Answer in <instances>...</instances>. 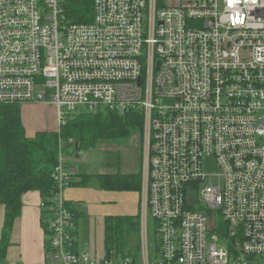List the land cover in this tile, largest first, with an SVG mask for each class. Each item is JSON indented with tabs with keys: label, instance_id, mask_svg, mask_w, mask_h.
<instances>
[{
	"label": "built area",
	"instance_id": "obj_1",
	"mask_svg": "<svg viewBox=\"0 0 264 264\" xmlns=\"http://www.w3.org/2000/svg\"><path fill=\"white\" fill-rule=\"evenodd\" d=\"M68 1L0 0V104H51L59 130L141 114L142 240L138 260L69 250L61 151L48 264H264V0H94L90 24Z\"/></svg>",
	"mask_w": 264,
	"mask_h": 264
},
{
	"label": "trees",
	"instance_id": "obj_2",
	"mask_svg": "<svg viewBox=\"0 0 264 264\" xmlns=\"http://www.w3.org/2000/svg\"><path fill=\"white\" fill-rule=\"evenodd\" d=\"M65 13L73 24H90L94 21V0H69ZM143 128V117L138 112L124 115L100 111L79 112L62 126L59 132H40L28 138L21 118L19 105L0 104V206L5 207L4 224L0 239V262H4L11 246L12 231L22 214L23 196L39 192L45 207L42 210V225L48 233L49 208L58 191L53 178L59 164L60 152L74 158L82 151L95 148L102 141L128 139ZM73 141L72 144L69 142ZM96 183L101 190L136 192L141 191L142 174H81L71 175L69 188H85ZM73 216L68 248L78 253L77 210L66 203ZM141 247L140 215L109 216L104 224V249L106 258L131 257L138 260Z\"/></svg>",
	"mask_w": 264,
	"mask_h": 264
},
{
	"label": "crops",
	"instance_id": "obj_3",
	"mask_svg": "<svg viewBox=\"0 0 264 264\" xmlns=\"http://www.w3.org/2000/svg\"><path fill=\"white\" fill-rule=\"evenodd\" d=\"M20 108L28 138H34L40 132H57L59 130L58 118L56 121L54 116H49L50 111L55 114L53 105L37 102L24 104ZM76 159H80V156L76 155ZM72 167L74 173L88 174V166L84 165L82 169ZM140 171L141 167L137 173ZM121 174L130 173L121 172ZM92 184L85 188H68L65 191V196L77 210V216H80L78 218V253L92 254L93 258L97 259L106 255L104 249L105 218L139 215L141 195L140 191H104L97 184ZM22 202V214L15 223L11 246L4 262L7 264L46 263L48 262L47 238L50 237V230L48 229V233H46L42 225L43 209L40 193L29 192L23 196ZM4 217L5 207L0 206V239Z\"/></svg>",
	"mask_w": 264,
	"mask_h": 264
},
{
	"label": "rangeland",
	"instance_id": "obj_4",
	"mask_svg": "<svg viewBox=\"0 0 264 264\" xmlns=\"http://www.w3.org/2000/svg\"><path fill=\"white\" fill-rule=\"evenodd\" d=\"M53 110L55 114L52 113V111H50L49 116L50 117L54 116L57 121L58 110L55 106H53ZM142 130L143 128L139 132L135 131L128 139L102 141L95 148H91L88 149V151H82L81 153L77 154L80 156V159H76V156H74V158H68L69 167L75 166L76 169H82L84 165L85 167L88 166L89 175L98 174V173L107 174L113 172L114 173L129 172L130 174L137 173L141 167L140 148H141ZM59 131L60 130H58L57 132ZM213 171H214L213 166L206 167L205 172L212 173ZM92 185H96V183L94 182ZM141 188H142V183H141ZM140 213L141 210L139 208V215ZM49 221L51 222L50 218ZM152 230H153V225L151 223V237L153 239ZM50 239L51 236L47 238V253L51 252ZM140 240H142L141 233H140ZM75 255H82V254L77 253ZM91 256L93 258L92 254ZM101 257L102 258H97V260H101L105 256L102 255ZM48 263H49V259L48 262L46 263L43 262L39 264H48Z\"/></svg>",
	"mask_w": 264,
	"mask_h": 264
},
{
	"label": "water",
	"instance_id": "obj_5",
	"mask_svg": "<svg viewBox=\"0 0 264 264\" xmlns=\"http://www.w3.org/2000/svg\"><path fill=\"white\" fill-rule=\"evenodd\" d=\"M78 157V156H77Z\"/></svg>",
	"mask_w": 264,
	"mask_h": 264
}]
</instances>
